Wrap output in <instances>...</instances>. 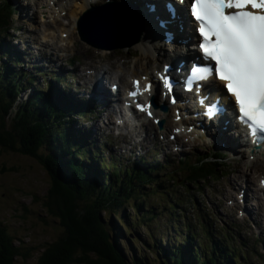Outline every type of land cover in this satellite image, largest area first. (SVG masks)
I'll return each mask as SVG.
<instances>
[{"label":"rangeland","instance_id":"1","mask_svg":"<svg viewBox=\"0 0 264 264\" xmlns=\"http://www.w3.org/2000/svg\"><path fill=\"white\" fill-rule=\"evenodd\" d=\"M17 3L18 7V14L17 18H15L17 21L19 20H26V10L23 7V3H26L29 0H13ZM32 3V6L35 4L33 3L34 0H30ZM68 5H70V0H67ZM35 8V7H34ZM34 10V9H33ZM37 13L36 16L39 15L38 22L42 25L45 24L48 27H59L60 25V19L67 23L71 19L72 16H66L62 17V15H50L48 13H44L46 17H43L41 14V11L43 10L40 7H37ZM68 14V13H67ZM58 16V17H57ZM28 22L27 20L25 21ZM50 23V25H48ZM15 25V23H14ZM31 28H34L37 32L38 26L30 25ZM70 31L73 30V24L69 29ZM17 34H23L22 31H18ZM76 41L77 43H74L75 47H72V43ZM128 42H130V37L127 39ZM67 44L70 45V47L67 49V52H64L66 56H73L76 53L81 54V57H84V60L87 63L83 64V67L88 65L90 60L87 59V56H92L94 54V51L96 55L99 56V58L96 57H90V59H93L95 63L103 62L104 66L109 65L113 68H109L107 71H111L112 74L115 73H123L124 77L123 79L127 78V81L130 82V76L132 77V70L133 66H140L141 69L147 70L149 67H152L154 64V59L151 58V62H148L145 56H141V53H136V55L130 56L128 53L129 50L134 51L132 46L130 49L127 47L118 48L119 45L115 46L111 49H98L96 47H93L92 45H89L88 43L82 41L79 39L78 34H75L74 37H69L67 40ZM30 46V45H29ZM31 47V46H30ZM32 48V47H31ZM149 50V49H148ZM33 55L35 56L36 50L32 48ZM42 54V53H39ZM45 55V53H43ZM130 57H126V56ZM139 60V61H138ZM148 62V64H147ZM150 63V64H149ZM19 63V66L16 67L18 70L22 69ZM31 65V62L28 63ZM30 67V66H29ZM34 68H30V75H38V74H46L45 72H50V67L47 68V65L45 62H39L35 61V64L32 65ZM41 70V71H37ZM26 70V69H25ZM106 71V72H107ZM47 74V75H49ZM143 74L140 72V75ZM107 94L108 96H113L114 94L108 90V87L106 86ZM32 92V90H30ZM64 106H60L59 112H57L56 116H53L52 118H49L45 121L46 117L42 116L38 118L39 122L43 126H45V129H49L45 132H47V136L49 138H57L58 140H52V145L54 146L55 152L58 154L60 159L63 160L64 166L63 169L68 172V174L75 179H77L79 182L84 181V177L87 178V182H89V185L91 187L89 191L93 192L97 197H101L100 195H96L98 193L105 194V195H111L110 191L107 193H102L101 191V183L99 175L88 166V163H85V168H81V170H77L75 167H70L68 164H73L72 159L74 158L76 161H80V163H84L83 158L88 157L89 159H93L95 161V158H92V154L90 151H86V149H83V146L80 145V139L75 142V144H71V147L68 149V152L70 156L65 155V151H63V148L60 146V136H65L66 138H71V136H74V130L68 129L64 130L60 127L59 121L62 120L64 117L61 115H64L65 113L74 112L73 110H69L68 108L62 109ZM87 110H90L87 108ZM45 121V122H42ZM88 122H85V125H87ZM73 128L76 127H82V124H78V121L75 116L72 117V123L70 124ZM165 126V124H164ZM65 127H68V125H65ZM58 130H62V132H57ZM81 136V135H80ZM160 138V136H159ZM171 139V138H170ZM170 139L168 141H170ZM153 140V139H152ZM235 140L233 137H220L217 144L219 147L224 148L223 143L229 142V145L233 147L232 141ZM155 142H150L148 140L140 141L136 145L133 144V146L130 148L125 147L124 145L127 144V142H122L124 148H120L118 150L117 146L120 144L118 140L113 141V154L118 156V163L119 162H125L129 159L133 160L134 163L129 164H121L120 167V176H119V182L123 186H125L124 181L128 182V186L133 190L135 194L140 191L139 197L137 194L138 202H142V212L146 210L147 216H154V220L156 222L162 223L156 225L154 223V220L152 222V229L156 231L157 236L156 240L158 241V246L156 249V253L160 255L162 259V255H165L164 251H160L161 247H165L167 249H170L172 247H175L176 250L173 251L176 255L177 251H184L182 259L176 260L175 255H170L168 252L165 257H163V260H165L166 264H200L201 259L206 260L207 262H210V258L204 254L203 252H197V249H199L197 244L193 242V246L191 249L188 248V245H190L186 238H192L193 241L195 238H198L197 232L191 231V229H188L185 227L184 223L182 222V227L178 225L179 220L177 219L178 209L185 208L187 215L192 214L190 217L191 221H194L196 223L197 219V210L198 205L195 204L194 206L191 204V201H196L200 204V208L202 207L203 203L207 202V200L211 201L212 203L208 204V209L212 210L213 213V220H215L217 225H225L226 228L231 229L236 234H240L243 239V247L246 253H249V249L253 248L254 245H256V252L250 256V258H253L254 261L251 260V262H254L255 264H261L260 263V253L264 252V212H260L259 220L260 225H255L254 220L257 219L256 214L251 210L249 213H245V216L249 217L251 216L252 220L249 222V224L244 223L243 216L240 215V211L236 209V202L229 205L228 200H226L223 203L222 198L224 197V191L221 189V187L226 188L225 185H234L233 188H235L236 192L238 194H241L243 196H246L247 193H249L248 186L245 182L239 181L240 183L234 182L236 179L237 174H239L242 170L244 171V175L248 174V177L250 178V181L252 182L251 186H259V179L264 178V173H259L255 176V174L261 170L264 169L263 164L255 159V163L246 162V159H239L240 156L243 154L241 152V149L237 146L235 148L236 154L234 159L241 160L239 161V164H232L230 167L227 168V171L225 174L221 175L220 178L217 180H212L208 182L206 185L202 181L200 183H197V186L203 188V195L205 197L198 199V190L194 185H191L190 187L183 188L182 186H179L178 183H168L166 180V171L168 169L158 170V178L160 180V177L165 180V184H162L163 187L155 186L154 187V171L158 169V166L160 164L162 165L166 158L171 159L174 163V165L177 166L179 160L181 157L188 155L189 153H192L196 150V147L198 144H185L184 150L178 151L177 146L175 144H169L168 149L167 146L163 144V147L161 146V140H155ZM167 141V139H166ZM239 141V140H238ZM242 142V140H240ZM165 142V139H164ZM163 142V143H164ZM175 143V142H174ZM59 145V148L56 149V146ZM131 145V144H130ZM144 145V148H143ZM151 146V147H147ZM1 148V147H0ZM153 148L154 150L149 153L150 158L147 159L146 156H138L139 162H135V155L142 154L143 150H147L148 152L150 149ZM110 152V150L108 149ZM0 164L7 166L9 170L4 171V169H1L0 171V221L3 222V225H5L8 228V231L10 233H14L17 235V243L19 241H22L23 245H29L34 247H42L43 244L49 243L50 241L54 240L58 234L61 232L60 221L58 216L56 215H49V216H43L44 218H47L48 220L42 219L41 216H39V213H42V208L45 206L44 201H46V195L50 189V182L49 178L47 177V173L45 169H43L39 164H35L36 161L33 158H29L28 156H25L23 154L5 151L2 148V151L0 150ZM99 154L102 152H98ZM195 153H192V156ZM227 153V152H226ZM242 153L241 155H238ZM68 154V153H67ZM104 154V153H103ZM147 156V157H149ZM133 157V158H132ZM258 161V162H257ZM137 165L140 166L138 168ZM161 167V166H160ZM172 167V165H171ZM6 168V169H7ZM12 168V169H10ZM73 168V169H72ZM153 168V169H152ZM162 168V167H161ZM240 169V170H239ZM161 170V171H160ZM239 170V171H238ZM4 171V172H3ZM239 173H238V172ZM242 171V172H243ZM232 172V173H231ZM82 174L83 176L79 175ZM230 173V174H229ZM149 174V175H148ZM179 175V173H177ZM148 175L146 178L145 176ZM163 175V176H162ZM81 177V178H80ZM132 177V178H130ZM143 178H146L144 180V186H142L140 189L137 187L138 182H141ZM235 178V179H234ZM81 179V180H79ZM207 181V180H206ZM129 182L133 185H130ZM206 183V182H205ZM235 183V184H234ZM227 190V188H226ZM234 190V191H235ZM202 191V190H201ZM260 191V190H259ZM264 192V188L262 191ZM158 194V195H155ZM179 193L183 194V198H181ZM37 195L39 198L38 200L34 199V196ZM193 197V198H191ZM191 198V199H190ZM196 198V199H194ZM176 199V200H175ZM230 200V199H229ZM178 201V202H177ZM182 203V204H181ZM262 203L264 201L262 200ZM175 204H179L180 206H175ZM245 205H247V201L245 202ZM204 208V207H203ZM25 209H29V214L25 216ZM181 214V212H180ZM41 215V214H40ZM152 219H149V222H151ZM8 225V226H7ZM223 227V226H222ZM124 229V228H123ZM142 231V228H140ZM193 230V229H192ZM199 231L201 230L198 229ZM146 231V229H145ZM147 232V231H146ZM149 233H151V230H149ZM146 234V233H145ZM237 234L238 240L240 241V236ZM161 235H164L165 238H162ZM129 236V235H128ZM126 237V238H125ZM202 237V236H201ZM204 237V236H203ZM215 237H217L215 235ZM118 242L123 243L125 245V252L127 254V257L131 259L133 256L132 251L130 252V246L126 242L127 235L123 236L121 238V235L119 233L118 235ZM146 238V235H145ZM183 239L186 241L185 245L180 244V241ZM8 241V240H6ZM221 241V240H218ZM13 242V241H12ZM11 241H8V243H12ZM140 248L143 247L142 244H138ZM138 248V249H140ZM144 248V247H143ZM219 248V247H218ZM42 249H39L41 251ZM39 251L36 252L35 257L39 254ZM146 251V249H144ZM220 251V248H219ZM222 251V252H221ZM221 253L223 254V250L221 249ZM203 253V254H202ZM202 254V255H201ZM200 257H199V256ZM139 258V257H138ZM19 261L21 262V258L18 257ZM31 259H34L31 258ZM161 259H154V264H162ZM27 263H31L30 260L27 261Z\"/></svg>","mask_w":264,"mask_h":264},{"label":"trees","instance_id":"2","mask_svg":"<svg viewBox=\"0 0 264 264\" xmlns=\"http://www.w3.org/2000/svg\"><path fill=\"white\" fill-rule=\"evenodd\" d=\"M15 81L17 84L20 83L17 79H15ZM2 83L3 79L0 80V90L2 88ZM6 86L11 89V92H14V89L10 84L6 83ZM3 95L4 99L0 97V147L5 151H10L11 149H16V146H22L19 147L20 151H25V149L29 147V141L38 139L39 142L34 143V146L38 147L43 145L44 149V132L49 129H45V126L41 123H37L35 120L31 119L30 121L32 122V125L28 124L26 121L29 115L24 109L19 110V121L10 123L6 117L9 113L8 110H10L9 106H12L15 97L11 93ZM47 105L49 113L55 112V103H52V106L49 105V103ZM21 124H24V126ZM57 132H59V130ZM47 161L54 171V178L52 180V187L48 195H46L47 200L45 201V206L47 210L52 212V215L58 216L61 224V227H59L61 229V234L45 245L43 252L36 257L35 262H31L30 264H150L149 259L145 256L139 258L137 256L130 261L127 254H125L124 250L120 247L119 242H115L111 236L109 227L113 226L112 218L109 222L106 220V216H110L111 214V204L114 202H116L115 204H123L133 208V210L136 211V215H138L139 212L140 216L138 221L131 217L130 222L134 225L147 219L146 210L141 213L143 206L142 202L140 203L135 200L137 194L139 196L140 191L135 194L128 186L127 181H124L125 186H123L122 190H118V188L110 189L108 188L110 187L108 186L110 184L108 181L110 177L100 174V177L103 179L100 178L102 181L101 191L103 188H106V191H111V195L107 196L104 194L101 197H97L94 196L95 194L93 192H90L89 189L86 188V186H88V188L91 189L86 177H84V181L86 182H79L63 169L64 162L60 159L57 153L51 157L48 156ZM72 161L74 164L73 167L78 170V161L74 158ZM6 168L7 166L0 164V170H9V168ZM79 175L83 176L80 173ZM193 175L195 176L197 173ZM145 177L147 178V176ZM146 178H143L140 180L141 182H138V189L144 186V180ZM191 178L194 180L193 176H191ZM154 181V187H163L162 184H165L162 182V179L159 180L154 178ZM129 184L133 185L130 182ZM114 187L116 186L114 185ZM106 191L104 193L109 192ZM96 195H100V193ZM155 195L158 194L155 193ZM37 197L38 196L35 195L34 199L38 200L39 198ZM25 210L26 212L24 215L27 216L29 214V209ZM105 210H108L106 216L102 214ZM153 215L154 216L151 215L148 217L154 218L155 214ZM39 216L44 220L47 219L43 217L46 216L45 214L39 213ZM177 216V218H180V215ZM211 228L212 227H210V229ZM129 229L131 230L130 227ZM210 233H212V231H210ZM218 238L221 239L220 242H222V244L219 245L220 251L222 249L224 253L222 254V251L220 252L217 247L214 254L211 251L212 245L210 243H205V245L201 244L204 253L210 258V262L201 259L200 264L252 263L248 255H245L242 252V248H234L231 246L227 240V236H225L224 239L221 236H218ZM14 239L15 237L9 233L7 227H3L2 224H0V264H18V255L22 256L23 264H29L27 261L30 258L32 249L35 247L25 246L22 244V241L19 244L13 243L12 241ZM6 240L11 241L12 243H8ZM186 240L190 244L188 245V248L191 249L193 246V240L190 238H186ZM183 253V251H177L175 255L170 252V255H175V259H182ZM161 262L162 264H166L163 260ZM152 264H154V261Z\"/></svg>","mask_w":264,"mask_h":264},{"label":"snow or ice","instance_id":"3","mask_svg":"<svg viewBox=\"0 0 264 264\" xmlns=\"http://www.w3.org/2000/svg\"><path fill=\"white\" fill-rule=\"evenodd\" d=\"M149 10L154 11V6ZM190 15L198 25L195 31L199 52L210 63L193 65L185 81L186 89L192 90V81H220L228 106L238 109L236 118L247 126L254 140L264 137V0H191ZM95 23L119 31L127 21L112 18ZM164 79L171 92L172 83ZM133 86L135 90L129 95L135 97L140 91L139 82L133 81ZM205 86L208 85L195 84L197 91ZM151 87L147 84L143 91L150 92ZM137 107L147 111L151 105ZM209 108L225 110L219 101Z\"/></svg>","mask_w":264,"mask_h":264},{"label":"bare ground","instance_id":"4","mask_svg":"<svg viewBox=\"0 0 264 264\" xmlns=\"http://www.w3.org/2000/svg\"><path fill=\"white\" fill-rule=\"evenodd\" d=\"M53 1L54 0H51V2H53ZM96 1L97 0H87L86 2H83L82 0H74V2H75L74 6H75L76 9L73 8L72 16L76 18L78 24L81 23L83 14L85 13V9L87 11H89V10H92L94 7H96V5H98V3ZM149 2H150V0H140V7L143 8L144 11H146L147 9L149 10V6H148ZM64 3H66V1L65 0H61L60 3L53 4L52 7L55 9L58 5H63ZM48 7H51V6H48ZM102 8H103V6H102ZM179 8H180V11H181V9L183 8V5H181ZM77 9H80V10L77 12L76 11ZM122 9H123V5L121 4L117 8L116 11H119L120 13H122V12H124V11H120ZM162 10H164V9H162ZM138 12H139L138 11V8L135 7V15L138 14ZM179 16H180V18L177 20V24L180 23L179 24V28L177 26L174 29H172L171 31L169 30V34L168 35H166V33H165V28L160 27V26L158 27L157 26V23H155V20H153V19H152L153 21L150 20L149 23L151 25H153V27L155 29L154 32H153V29L150 26H148L147 33L144 34V36H146V37L143 36L141 42H136V43L133 44V45H135L134 46V49H133L134 51L129 50L128 51V53H130L129 55L130 56L136 55V53H139L140 52L141 53V56H145V58L147 59V61L148 62H151L152 60L149 57V54L150 53L148 52V48H151V45H149L148 42H150V43L151 42H154L152 44H154V47L157 48V51L158 52H161L162 51V47L161 46H158L156 44L158 40H154V38L151 35H149L151 33H154V35H156L157 36V39H159V40L165 41V40H168L169 39V41H170L169 43H171V44H177L178 46H180V44L185 40L184 27L185 28H187V27L185 26V22H186L185 15L179 14ZM156 20H158V18H156ZM84 28L87 29L88 26L87 25H84ZM190 31H191V28H189L188 30H186V33L188 34ZM98 43H99V41H98ZM127 47L130 49L132 46H127ZM53 54H54V52H53ZM159 55L164 56V61H165V60H168L169 58H170V60H172V58H184V59L185 58H189L190 55H192V53L189 50L188 51H182V49H178V53H175L174 56L170 55L169 52H161V53H159ZM130 56L127 55L126 57L128 58ZM102 69H103L102 67H98L97 68V76H99V74L101 73V70ZM140 69H141L140 66L134 65L131 74L140 73V72L143 73L142 76L140 75V77H141V81L140 82L142 83V86L144 88V86L146 85V83L148 81V78L151 79V73H149V71H147L145 69H142V70H140ZM122 74L123 73H119L118 72V73H116V77H118V78L124 77V75H122ZM134 76H139V75H134ZM134 78H137V77H134ZM92 89L93 90H97L98 89V84L96 83L95 85H93L92 86ZM148 97H149L150 100H152V96H151V94L149 92H148ZM154 100H155L154 101L155 102V106L157 108V109H155L154 117H155L156 120L159 119V118H162L165 121V123L167 124V127L165 129V132L170 133L171 130L173 129V126L176 125V122L170 120L171 116H174V114L171 115L170 110H167L165 108V106H163L162 104H156V100L157 99L155 97H154ZM166 100H167V98H166ZM181 109L183 111H186V112L190 113V114H193V109L191 107H189V106H185V107H183ZM186 123L191 128H193L197 133L203 134L205 137H207V133L208 132H206V130L208 128L201 126L198 122H195V121L194 122L187 121ZM208 126H210V125H208ZM224 130H225V132H229V131L232 132L233 131L234 134H236V130H233V128L224 127ZM221 136H223V135H221V134H218L217 135V138H218L217 141L219 140V138ZM236 141L238 142V140H236ZM177 142L179 143L180 146H184L185 144H190L188 141L182 139L180 136H178ZM240 146H243L242 143L240 144ZM256 153H257V151H256ZM256 153L253 152V154H255V156L251 157V155H249V156L244 157V159H246V162L255 163L256 161L254 159L260 158L262 156L259 161L264 166V155H259L258 156V155H256ZM242 171L237 175V177H242V178L246 177V175H244V171L245 170L243 172ZM259 173H264V169L259 170L255 174V176L257 174H259ZM245 199H246V197H244V200ZM243 209L244 210H247V209H249V206L243 204Z\"/></svg>","mask_w":264,"mask_h":264},{"label":"water","instance_id":"5","mask_svg":"<svg viewBox=\"0 0 264 264\" xmlns=\"http://www.w3.org/2000/svg\"><path fill=\"white\" fill-rule=\"evenodd\" d=\"M79 31H80V37L83 40L88 41L89 43L93 44V45H97L98 44V36L99 33L98 32H92L90 34H88L82 26L79 27ZM126 43H123L122 46H124ZM127 45V44H126ZM120 47V46H119Z\"/></svg>","mask_w":264,"mask_h":264}]
</instances>
